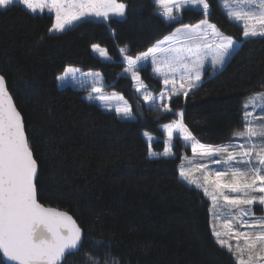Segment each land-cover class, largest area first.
Listing matches in <instances>:
<instances>
[{
    "label": "trees",
    "instance_id": "1",
    "mask_svg": "<svg viewBox=\"0 0 264 264\" xmlns=\"http://www.w3.org/2000/svg\"><path fill=\"white\" fill-rule=\"evenodd\" d=\"M126 19L89 20L51 35V15L32 14L19 4L0 10V74L21 112L26 136L38 162V201L66 211L83 231L80 251L62 264H234L231 255L211 235L209 203L201 190L179 177L176 143L173 158H149L142 133L161 137L159 126L184 112V123L204 144L232 139L242 128V103L264 90V40H244L241 28L229 20L218 0H209L210 22L238 41L224 66L206 69L201 85L187 98L174 97L173 112L147 108L137 97L119 50L131 55L147 51L175 27L154 14L153 0H121ZM202 13H182L195 24ZM99 44L111 57L91 53ZM67 66L101 73L108 90L122 95L133 119L87 102L80 90L59 88L57 77ZM141 80L153 92L160 83L144 67ZM156 151L161 143L152 145Z\"/></svg>",
    "mask_w": 264,
    "mask_h": 264
},
{
    "label": "snow or ice",
    "instance_id": "2",
    "mask_svg": "<svg viewBox=\"0 0 264 264\" xmlns=\"http://www.w3.org/2000/svg\"><path fill=\"white\" fill-rule=\"evenodd\" d=\"M219 3L227 17L240 25L244 40H264V0ZM16 4L32 14L46 9L52 19L49 34L64 33L89 20H124L127 8L121 0H0V10H10ZM153 5L154 14L165 24L180 26L147 51L134 56L127 46L119 51L126 65L123 73L130 75L140 99L145 104L159 101L161 111L169 113L173 109L166 101L187 98L199 88L206 61H210L212 70L222 67L237 41L210 22L209 0H153ZM187 10L202 12V19L195 24L183 23L182 13ZM91 50L100 58L111 60L99 44H92ZM149 61L164 85L158 97L141 82L139 73ZM80 72L79 68L66 67L57 80L74 79ZM81 74L95 77L89 100L99 101L105 110L115 111L117 117L132 118V108L126 101L115 108L109 103L113 98H124L115 93L104 94L99 72ZM242 109V128L233 130V139L217 145L201 143L184 123L183 110L176 111L174 115L179 118L163 125L167 136L163 155L172 154L169 145L173 134L178 133L185 145H190L193 157L184 158L189 166L181 163L179 177L210 199V227L215 243L231 255L234 264H264V214L257 215L254 210L256 205L264 209V90L245 97ZM148 155H157L151 144ZM211 164L223 167L212 168ZM37 175L38 162L26 136L22 114L6 77L0 74V264H62L68 255L80 251L82 228L68 212L38 201ZM225 209L227 215H221ZM88 261L99 264L91 255Z\"/></svg>",
    "mask_w": 264,
    "mask_h": 264
},
{
    "label": "rangeland",
    "instance_id": "3",
    "mask_svg": "<svg viewBox=\"0 0 264 264\" xmlns=\"http://www.w3.org/2000/svg\"><path fill=\"white\" fill-rule=\"evenodd\" d=\"M218 4H219V7L224 11V13L226 14V10L221 6V4L219 3V0H218ZM200 12V11H199ZM48 14V15H51V14H49L48 12H47V10L45 9L44 10V12L43 13H41L40 11H39V9H38V11H37V13H35V14ZM202 13V12H201ZM229 19V18H228ZM230 20V19H229ZM95 21H98V20H95ZM232 21V20H231ZM198 23V22H197ZM235 23V22H234ZM236 25H238L239 27H240V25L239 24H237V23H235ZM177 27H179V26H177ZM176 28V27H175ZM175 28L171 31V32H173L174 30H175ZM241 28V27H240ZM241 31H242V28H241ZM170 32V33H171ZM170 33L169 34H167L166 36H164L161 40H163L165 37H167V36H169L170 35ZM55 33H53V34H51V35H54ZM234 39V38H233ZM161 40H159V41H161ZM234 40H236V39H234ZM237 41V40H236ZM158 42H156L154 45H156ZM153 45V46H154ZM152 46V47H153ZM237 46H238V41H237V43H236V45H235V48H234V50L237 48ZM151 48V47H150ZM91 53H92V55H94L95 57H97V58H99L100 60H103V61H110V60H104V59H102V58H100V56H99V54L98 53H93L92 52V50H91ZM119 53H120V51H119ZM120 58H121V62H122V57H121V55H120ZM123 63V62H122ZM124 65V64H123ZM126 65H124V67H125ZM149 67V71H150V73L152 74V75H154L155 76V78L157 79V81L160 83V90L158 91V92H153L151 89H149L147 86H146V84L141 80V82L146 86V90L147 91H149V92H151L152 94H153V96H155V97H158L159 96V94H160V92L164 89V85H163V83H162V81L160 80V78L159 77H156V75H155V73L152 71V65H151V62L149 61V62H147L146 64H145V66L144 67ZM224 66V65H223ZM222 66V67H223ZM67 67H69V66H67ZM71 67H74V68H78V67H76V66H71ZM222 67H220V68H218V69H216V70H213V71H218V70H220ZM205 68L207 69V68H210L211 70H212V68H211V65H210V61H206V63H205ZM80 69V68H79ZM81 70V69H80ZM64 72V71H63ZM89 72H91V73H96V72H98V71H92V70H88V71H83V70H81V72L80 73H77L76 74V76H75V78L73 79V78H71V77H69L68 79H66V80H63V81H61V80H57V85H58V87L59 88H62V87H65V86H70V87H72V88H75V89H77V90H80V91H82L83 93H84V95H83V98L87 101V102H91V103H94V104H96L101 110H103V111H107V110H105V108L101 105V103L99 102V101H96V100H89L88 99V95H89V91H90V89H91V87H92V83H93V81H94V79H95V77L94 76H89V75H82L81 73H89ZM100 73V72H99ZM63 74V73H62ZM62 74H60L59 76H61ZM101 74V73H100ZM121 75L122 76H125V77H128L129 79H130V81H131V83H132V88L134 89V91H135V87H134V83H133V81H132V79H131V77H130V75H127V74H124L123 73V71L121 72ZM102 77V76H101ZM102 85H103V89H104V94L105 95H112L113 93H115L116 94V97H120V96H122L121 94H119V93H117V92H115V91H111V90H108L106 87H108L105 83H104V81H103V79H102ZM142 91H144V89H142ZM135 93H136V95H137V97L140 99V94L139 93H137L136 91H135ZM174 98V97H173ZM141 101H142V103L144 104V106L145 107H147V108H156V109H158L159 111H161V109H160V102L159 101H157L156 103H150V104H145L144 103V101L142 100V99H140ZM126 100L125 99H123V100H119V99H117V98H113L111 101H109V103L112 105V107L113 108H115V106H117V105H120V106H123V104H124V102H125ZM127 102V101H126ZM167 103H169L170 101H166ZM128 104V103H127ZM128 106H129V104H128ZM107 112H112V113H114L115 114V111H107ZM162 112V111H161ZM163 113V112H162ZM116 115V114H115ZM119 119H122V120H131V119H133L134 117H133V114H132V118L131 119H123V118H121V117H118ZM179 117H176V119H178ZM175 120V119H174ZM173 121V120H172ZM172 121H170V122H167V123H171ZM257 123H260V121L259 120H257L256 121ZM166 124V123H165ZM163 125L164 124H162V125H160L159 126V130L161 131V134H162V136L161 137H156V136H154V135H151V134H149V133H147V132H143L142 133V136H143V139H144V142L146 143V145H147V147H148V149H149V144H151V147H152V145L153 144H155V143H157V142H160L161 143V147H162V149L160 150V151H156V150H154L153 148H152V150H153V152H155L157 155H155V156H152V157H150L149 155H148V157L149 158H173V157H175V154H174V147L176 146V143L181 147V149H182V151H187V153L186 154H184V155H182L181 157H180V163H179V166L181 165V163L183 162V164H184V166L185 167H188L189 166V164H188V159H192L193 157H192V151H191V147H190V145H185V142L182 140V139H180L179 138V134L178 133H174L173 134V141H172V144L171 145H169V148H170V151H171V155L170 156H168V157H165L164 155H163V152H164V149H165V146H166V140H167V136H166V134L164 133V130H163ZM233 139V138H232ZM233 142L234 143H240L241 141H239V140H233ZM185 157H187L188 159H184ZM194 162H198V160H194ZM179 166H178V168H179ZM210 167H212V168H221V167H223V165H216V164H211L210 165ZM179 172V171H178ZM195 175H199L198 173H196ZM185 182V181H184ZM186 184H187V182H185ZM188 185V184H187ZM190 186V185H189ZM192 187H194V186H192ZM203 193V192H202ZM205 197V196H204ZM206 198V200L208 201V203H209V218H210V220L212 219V213H211V211H210V209L212 208V205H211V201H210V199L209 198H207V197H205ZM254 210H255V212H256V214L257 215H262V214H264V209H262L261 208V206H259V205H256V206H254ZM221 215H227V210L225 209V210H221V213H220ZM210 229H211V227H210ZM215 239V238H214Z\"/></svg>",
    "mask_w": 264,
    "mask_h": 264
}]
</instances>
